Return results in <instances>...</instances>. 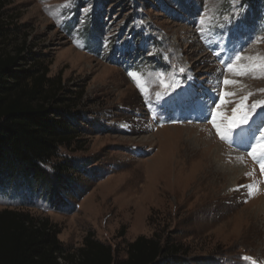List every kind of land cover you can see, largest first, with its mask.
<instances>
[{
  "label": "rangeland",
  "instance_id": "1",
  "mask_svg": "<svg viewBox=\"0 0 264 264\" xmlns=\"http://www.w3.org/2000/svg\"><path fill=\"white\" fill-rule=\"evenodd\" d=\"M241 1L0 0L2 48L24 56L16 68L47 69V107L76 114L52 160L80 165L71 210H20L70 250L93 233L124 257L156 236L189 264H264V173L247 147L264 124V67H252L264 64V7ZM93 19L102 28L90 49L81 30ZM216 113L222 126L247 116L235 144L220 139ZM204 137L215 138L207 155Z\"/></svg>",
  "mask_w": 264,
  "mask_h": 264
},
{
  "label": "trees",
  "instance_id": "2",
  "mask_svg": "<svg viewBox=\"0 0 264 264\" xmlns=\"http://www.w3.org/2000/svg\"><path fill=\"white\" fill-rule=\"evenodd\" d=\"M241 2L264 7V0ZM97 22L93 19L81 30L90 49L102 28ZM4 31L0 22V37ZM23 58L5 52L0 39V202L19 208L0 210V264H189L187 252L156 236L128 243L124 257L93 233L83 246L70 250L53 225L20 210L39 202L49 209L71 210L67 195L81 191L78 178L69 174L80 165L69 159L52 162L73 137L76 114L47 107L56 98L55 82L47 77V69L16 68ZM53 113L60 117H51Z\"/></svg>",
  "mask_w": 264,
  "mask_h": 264
},
{
  "label": "snow or ice",
  "instance_id": "3",
  "mask_svg": "<svg viewBox=\"0 0 264 264\" xmlns=\"http://www.w3.org/2000/svg\"><path fill=\"white\" fill-rule=\"evenodd\" d=\"M235 15V14H234ZM201 24L203 25L204 21L201 19ZM241 59V56L237 54L235 56V60L239 61ZM264 60V58H259ZM229 68H234L235 66L232 63H228L227 65ZM253 68H260L264 67V64H257L253 65ZM181 71H183L181 69ZM239 74L244 75L247 74V69H241L239 70ZM134 75V74H133ZM224 84H234L236 81L233 80H224ZM224 95H233V93H225ZM221 102L223 103V99L221 98ZM258 104H264V102H258ZM257 105H253V107H256ZM218 108L219 105H216ZM264 111V109H262ZM220 115L219 113H216L212 115V122L216 128V131L220 137L221 140H228L229 142L235 144L236 143V137L240 136L241 130L244 125L248 124V118L245 116L241 121H237L236 117H233L229 120V123L227 125L222 126L221 123L216 122V117ZM254 119V118H253ZM249 135L250 139L255 141L257 139V136L261 138L260 143H248L247 147L250 149L249 155L252 156L254 159H258L260 161V169L261 172L264 173V124L258 126L255 130L249 129ZM241 144H243V138L241 140ZM239 146V145H238ZM248 175H251V173H248ZM244 259L251 260L250 257H245Z\"/></svg>",
  "mask_w": 264,
  "mask_h": 264
},
{
  "label": "bare ground",
  "instance_id": "4",
  "mask_svg": "<svg viewBox=\"0 0 264 264\" xmlns=\"http://www.w3.org/2000/svg\"><path fill=\"white\" fill-rule=\"evenodd\" d=\"M214 136V135H213ZM203 140H204V143H205V154L207 155L209 152H211V150H209V149H211L212 147H213V145H212V143H214L215 142V138H213V137H211L210 139L208 138V137H204L203 138ZM240 145H241V142L239 143ZM207 150H209V151H207ZM235 156H237V158H241V154L240 153H237ZM211 174H216V173H214V172H212ZM213 178H215V179H219V176H217V177H213ZM259 206V205H258ZM255 215L253 214V217H254ZM256 217H259V218H261V213H259V212H257L256 213ZM249 218V217H248ZM262 219V218H261ZM252 220H253V218H252Z\"/></svg>",
  "mask_w": 264,
  "mask_h": 264
}]
</instances>
